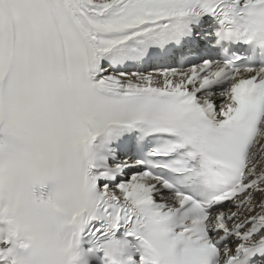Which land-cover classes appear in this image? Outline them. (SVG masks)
Segmentation results:
<instances>
[{"label": "snow or ice", "instance_id": "snow-or-ice-1", "mask_svg": "<svg viewBox=\"0 0 264 264\" xmlns=\"http://www.w3.org/2000/svg\"><path fill=\"white\" fill-rule=\"evenodd\" d=\"M0 264H264V0H0Z\"/></svg>", "mask_w": 264, "mask_h": 264}, {"label": "clouds", "instance_id": "clouds-1", "mask_svg": "<svg viewBox=\"0 0 264 264\" xmlns=\"http://www.w3.org/2000/svg\"><path fill=\"white\" fill-rule=\"evenodd\" d=\"M33 239L34 237L29 235V234H25L24 235V238H23V241H22V244L27 247L29 246L32 242H33Z\"/></svg>", "mask_w": 264, "mask_h": 264}]
</instances>
